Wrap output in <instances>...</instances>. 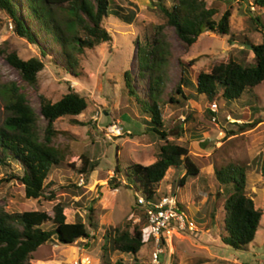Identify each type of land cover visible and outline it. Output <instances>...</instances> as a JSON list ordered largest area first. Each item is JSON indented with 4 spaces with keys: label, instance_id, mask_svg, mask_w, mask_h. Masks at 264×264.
<instances>
[{
    "label": "rangeland",
    "instance_id": "rangeland-1",
    "mask_svg": "<svg viewBox=\"0 0 264 264\" xmlns=\"http://www.w3.org/2000/svg\"><path fill=\"white\" fill-rule=\"evenodd\" d=\"M107 1L109 16L102 27L111 41L77 56L82 72L77 79L69 75L59 47L26 15L22 0L13 2L36 40L35 46L15 35L9 19L0 13V48L14 52L21 60L38 58L43 63L36 84L31 86L24 83L7 64L4 55H0V88L5 83H14L36 113L39 96L54 103L69 89L75 90L87 100L88 107L77 117L59 118L53 123L56 134L53 145L62 151L65 163L75 170L80 168L81 156L85 153L98 159L97 167L86 181L69 167L53 171L45 181L44 198L38 200L24 199L22 188L16 182H3L7 175L18 172L16 168H0V210L5 213L42 211L52 216V207L62 202L69 205L63 211L65 222L72 223L76 214L84 217L87 208L92 207L98 228L88 230V240H80L76 245L44 244L33 253V264H102L104 229L138 222L135 194L125 187L114 168L118 165L122 172L132 164L147 166L158 159L156 145L160 143L150 141L142 121L145 115L134 104L136 97L143 99L141 92L146 87L130 97L125 93L123 80L125 72L135 80V46L148 37L159 42L158 49H163L166 58L160 70L162 85L158 87L162 91V118L168 129V140L186 148L189 159L199 169L196 178H187L180 186L183 172L171 168L157 186V190L175 195L181 210L196 225V231L185 229L166 237L163 254L159 256L160 264H264V81L238 100L222 101L219 106L216 100L208 103L203 97L194 95L195 101L190 100L183 110L174 111L168 100L181 81L179 60L194 61L193 66L186 69V76L193 82L194 73L208 72L214 65L240 58L239 51L243 47L237 40L230 41L229 36L207 32L185 49L174 30L163 27L164 18L151 0ZM202 1L209 7L214 0ZM167 3L170 5L171 1ZM227 9L230 11V34L245 36L252 45L259 44L261 34L253 31L250 22L255 14L252 5L246 0L231 1L221 7L216 20ZM128 11L135 15L132 24L123 22L114 13L126 16ZM54 15L65 25L68 19L59 8L54 10ZM159 26L161 30H157ZM39 50L45 53L44 58ZM242 57L246 63L253 61L251 52ZM212 105L216 106L215 112ZM3 106L0 96V122L4 117ZM233 115L245 116V119L234 121ZM44 126V120L40 119V134ZM227 165L246 167L247 196L262 213L254 240L244 252L233 251L221 243L224 218L221 206L226 195L224 188L218 186L214 173ZM112 179L120 181L121 186L109 190ZM71 184L83 190L81 197L73 196L72 190H68ZM212 205L216 206L213 216L210 215ZM199 211H202L200 219L196 218ZM147 236L144 227L143 246L136 256L113 253L109 264H151L153 250L150 241H145Z\"/></svg>",
    "mask_w": 264,
    "mask_h": 264
},
{
    "label": "trees",
    "instance_id": "trees-1",
    "mask_svg": "<svg viewBox=\"0 0 264 264\" xmlns=\"http://www.w3.org/2000/svg\"><path fill=\"white\" fill-rule=\"evenodd\" d=\"M22 1L26 15L34 19L40 29L59 47L68 73L73 78L81 77L82 73L78 55L111 41V36L102 27V22L109 16L107 0ZM151 1L164 18L163 27L173 29L185 49L190 48L199 36L207 32L229 36L230 41L237 40L243 47L239 51L240 58H231L226 63L214 65L208 72L194 73L193 82L186 76V69L193 66L194 61L186 63L179 60L182 77L168 100L171 109L183 110L188 101L196 100L194 95L203 97L208 103L216 100L220 106L222 101L240 99L243 94L250 93L264 81V12H260L264 9V0H246L255 10L254 16L250 18L252 29L261 34V42L257 45L249 43L245 36L236 37L230 34L228 9L216 20L219 10L225 4L245 0H214L209 7L202 0H170V5L167 0ZM56 8L67 17L65 25L55 18ZM19 11L13 0H0V13L9 19L13 33L35 46L36 40ZM114 13L127 24L134 22L135 15L132 11H128L126 16ZM161 27H157V30H161ZM158 43L148 37L137 42L135 80L129 72L123 75L125 93L128 96L135 97L138 89L143 90L146 87L141 92L143 99L136 97L134 104L145 115V120L142 121L146 125L145 131L150 141L154 144L160 143L156 145L158 159L154 163L147 166L132 164L122 172L118 165L114 168L116 175L123 179L125 187L135 194L137 208V197L156 202L167 195L165 191L157 190V186L169 169L183 172L178 183L180 186L187 178H196L199 173V169L189 159L187 149L168 140V129L162 118V91L158 87L159 84L162 85L160 70L166 63V58L163 49H158ZM39 52L44 58L45 53L42 50ZM246 52L252 53V63H246L242 57ZM0 55H4L7 64L18 73L24 83L31 86L36 84L37 75L43 69L41 60L31 58L24 61L14 52H5L1 48ZM0 96L4 103V117L0 122V168H16L18 171L7 175L3 182H16L22 188L24 199L38 200L44 198L45 181L57 169L69 167L84 181L88 179L97 167L98 159L95 156L94 159L90 158L85 153L81 156L80 168L75 170L72 165H67L62 151L53 145L56 134L52 127L59 118L77 117L84 113L88 107L84 97L73 89H69L54 103L39 96V110L36 113L14 83L3 84ZM40 119L45 122L42 134L39 130ZM243 119L245 116L233 115L234 121ZM214 176L226 195L221 206L224 213L221 243L233 251L244 252L253 242L262 216L246 193L247 169L240 165H227L216 170ZM120 186V181L116 179L108 184L109 190ZM68 190H72L75 197H81L83 193L74 184ZM68 206L62 202L57 203L52 207V216L42 211L5 213L0 210V264H33V253L44 244L76 245L80 240H88V230L98 228L93 220L92 207L87 208L84 217L76 214L72 223H66L63 211ZM215 208L212 205L211 216ZM138 210L137 223H123L104 229L101 235L102 264H109L113 253L133 257L138 254L143 246L142 229L145 227V218L141 210ZM202 211L198 212L196 218L200 219Z\"/></svg>",
    "mask_w": 264,
    "mask_h": 264
},
{
    "label": "built area",
    "instance_id": "built-area-1",
    "mask_svg": "<svg viewBox=\"0 0 264 264\" xmlns=\"http://www.w3.org/2000/svg\"><path fill=\"white\" fill-rule=\"evenodd\" d=\"M212 109L215 112L216 106L212 105ZM136 204L145 218L148 235L145 241L152 244L151 264H160L159 256L163 254L162 248L170 233L185 229L196 231L195 223L181 210L175 195H165L156 202L137 197Z\"/></svg>",
    "mask_w": 264,
    "mask_h": 264
}]
</instances>
